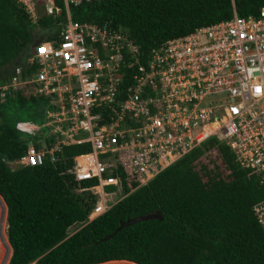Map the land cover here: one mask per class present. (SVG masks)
<instances>
[{"label": "trees", "instance_id": "1", "mask_svg": "<svg viewBox=\"0 0 264 264\" xmlns=\"http://www.w3.org/2000/svg\"><path fill=\"white\" fill-rule=\"evenodd\" d=\"M262 7L264 0H100L72 6L71 12L75 22L126 30L146 59L168 40L229 21L235 12L242 18L257 16ZM54 24L45 17L33 24L17 2L0 0V194L8 207L9 264H264V227L254 212L264 201V184L216 138L70 236V226L85 222L96 203L91 193L77 192L70 172L74 158L90 153L91 146L64 147L55 162L48 155L42 165L12 166L31 144L40 150L56 141L52 135L36 140L40 132L18 128L30 123L19 122V113L44 122L50 99L12 88L16 69L31 54L36 28ZM36 70L24 69L23 77ZM156 211L162 221L116 232L122 223Z\"/></svg>", "mask_w": 264, "mask_h": 264}, {"label": "built area", "instance_id": "2", "mask_svg": "<svg viewBox=\"0 0 264 264\" xmlns=\"http://www.w3.org/2000/svg\"><path fill=\"white\" fill-rule=\"evenodd\" d=\"M14 1L33 24L55 20L41 29L12 88L50 99L44 127L56 141L40 150L31 144L22 160L38 166L48 155L55 162L64 147L92 148L74 158L70 172L77 192L91 193L96 203L70 236L211 138L264 184V7L257 16L235 12L168 40L144 59L126 30L73 20L72 6L100 0ZM32 67L36 72L24 78ZM18 128L41 130L30 123ZM254 212L264 227V201Z\"/></svg>", "mask_w": 264, "mask_h": 264}, {"label": "rangeland", "instance_id": "3", "mask_svg": "<svg viewBox=\"0 0 264 264\" xmlns=\"http://www.w3.org/2000/svg\"><path fill=\"white\" fill-rule=\"evenodd\" d=\"M42 28L38 27L36 28L35 30V33H34V43L32 45V48L33 46L41 39V37L43 36L42 34H44L45 32L42 33L43 30H41ZM32 48L30 50V52H32ZM26 60H27V57L25 59V61L23 62V64L26 63ZM50 104V102H49ZM17 119L19 122H30V123H35L34 125L37 126L38 128H41V130H39L38 132H40L37 137H35L36 140H39V141H46V139L50 138L51 137V129L50 128H46L44 127V123L45 121L43 122V120H37V121H33L32 119H30L29 115L25 114V113H19L17 115ZM19 164H26L28 165L24 160H21L18 164H13L12 166L13 167H17ZM3 223H1V226H0V232L2 233H5L6 230H5V227L2 225ZM1 248H0V258H1Z\"/></svg>", "mask_w": 264, "mask_h": 264}, {"label": "water", "instance_id": "4", "mask_svg": "<svg viewBox=\"0 0 264 264\" xmlns=\"http://www.w3.org/2000/svg\"><path fill=\"white\" fill-rule=\"evenodd\" d=\"M0 197L2 199L1 203L5 204L1 194H0ZM3 209H6V215H7V218H8V207H7L6 204H5V208L3 207ZM152 220L162 221L163 220L162 213L160 211H156L155 213H152V214H149V215H144V216H141V217H137V218L128 220V221L122 223L121 226L119 227V229L116 232H118L119 230H121L124 227L131 226V225H133L135 223L144 222V221H152ZM7 228H8V225H7ZM5 247H6V252H5L4 257H3V259H2L0 264H9L11 256H12V247H11L10 243H9V247L8 246H5ZM104 264H137V263L129 262V261H113V262H108V263H104Z\"/></svg>", "mask_w": 264, "mask_h": 264}, {"label": "bare ground", "instance_id": "5", "mask_svg": "<svg viewBox=\"0 0 264 264\" xmlns=\"http://www.w3.org/2000/svg\"><path fill=\"white\" fill-rule=\"evenodd\" d=\"M90 161V159L88 158L86 160V162ZM2 199L0 197V226L1 223H3L2 225L5 227L6 232L5 233H1L0 232V248H1V258H0V263L4 257V254L6 252V247H9V241H8V235H7V215H6V209H3V207L5 208V204L1 203Z\"/></svg>", "mask_w": 264, "mask_h": 264}, {"label": "clouds", "instance_id": "6", "mask_svg": "<svg viewBox=\"0 0 264 264\" xmlns=\"http://www.w3.org/2000/svg\"><path fill=\"white\" fill-rule=\"evenodd\" d=\"M31 124V123H30ZM34 125V124H33ZM24 132V131H23ZM90 214V213H89ZM89 216V215H88ZM88 219V218H87ZM93 222V221H92ZM76 223H78V222H76ZM81 223H84V222H81ZM75 224V223H74ZM71 227V226H70ZM82 229V228H81Z\"/></svg>", "mask_w": 264, "mask_h": 264}, {"label": "crops", "instance_id": "7", "mask_svg": "<svg viewBox=\"0 0 264 264\" xmlns=\"http://www.w3.org/2000/svg\"><path fill=\"white\" fill-rule=\"evenodd\" d=\"M33 49V48H32Z\"/></svg>", "mask_w": 264, "mask_h": 264}]
</instances>
